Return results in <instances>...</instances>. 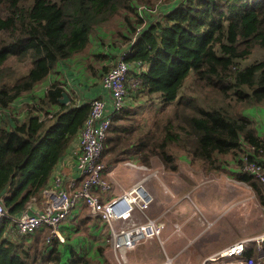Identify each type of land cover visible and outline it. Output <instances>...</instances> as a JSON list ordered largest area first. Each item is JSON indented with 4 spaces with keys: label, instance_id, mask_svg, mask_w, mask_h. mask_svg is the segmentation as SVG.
<instances>
[{
    "label": "trees",
    "instance_id": "16d2710c",
    "mask_svg": "<svg viewBox=\"0 0 264 264\" xmlns=\"http://www.w3.org/2000/svg\"><path fill=\"white\" fill-rule=\"evenodd\" d=\"M162 1L157 14L139 10L146 0H0V203L5 208L0 264H108L72 249L67 241L47 243V228L20 235L14 222L52 187L58 164L91 106L71 99L62 103L64 94L70 95L56 80L26 105L23 118L11 108L46 83L59 65L86 53L91 43L97 60L105 28L114 22L118 31L107 58L112 62L93 74L103 78L130 46L128 98L135 104L155 99L161 108L146 128L125 112L115 114L104 143L106 167L121 156L145 165L156 156L172 168L178 149L207 170L219 166L224 156H232L240 170L248 163L263 167L264 140L244 110L264 106V59L241 64L257 48L264 50V0ZM11 59L27 64L28 72L17 77L6 66ZM189 85L198 86L205 99L192 95ZM243 172L246 181L256 178ZM87 220L74 229L82 230Z\"/></svg>",
    "mask_w": 264,
    "mask_h": 264
},
{
    "label": "crops",
    "instance_id": "0c3cea01",
    "mask_svg": "<svg viewBox=\"0 0 264 264\" xmlns=\"http://www.w3.org/2000/svg\"><path fill=\"white\" fill-rule=\"evenodd\" d=\"M171 4L173 3L169 5ZM115 55L118 57L119 51ZM87 57L93 58V55L90 53L88 56H78L59 65L55 73L47 79L45 86L58 80L70 95V98L67 95L69 102L71 99L78 106L86 105L99 97L108 98V92L102 85V78L93 74L92 68H98L99 64L94 65L95 62L88 64ZM77 62H83L84 70L81 74L75 69L78 67L75 65ZM41 90L35 89L33 93L18 99L11 108L12 112L20 114L21 111H18L20 103L28 104L40 98L43 95ZM244 114L250 121L256 123L257 135L264 140V106L246 109ZM21 117L23 118V115ZM176 153V164L172 168H168L156 156L150 159L149 165L132 159L127 160L146 166L145 174L126 166L125 161H122L125 159L124 156L119 157V162L107 167L110 172L109 179L112 181L109 197L121 194L137 182L146 179L145 187L152 201L145 212V220L156 221L164 227L159 237L142 241L126 253L124 256L127 264H162L166 261H171L172 264H204L240 241L264 235L263 183L256 178L244 180L247 175L240 170L232 156H224L219 166L207 170L201 161L194 159L190 154L180 149L176 150ZM79 154L77 137L59 163L51 182V189L56 188L54 182L57 178H62L61 188H67L68 181L79 175L77 172ZM262 159L264 167V157ZM43 205L45 207V201L31 203L28 213L33 215L41 212L44 209ZM76 225L70 221L62 228V234L72 249L87 253L95 260L100 261L104 258L108 264H117L116 257L105 241L107 233L100 222L93 220L80 227L84 228L82 233L74 229ZM13 236L15 231L9 235ZM256 248V244L251 243L246 253L255 258Z\"/></svg>",
    "mask_w": 264,
    "mask_h": 264
},
{
    "label": "built area",
    "instance_id": "2783aa9c",
    "mask_svg": "<svg viewBox=\"0 0 264 264\" xmlns=\"http://www.w3.org/2000/svg\"><path fill=\"white\" fill-rule=\"evenodd\" d=\"M140 11L156 12L151 8L139 7ZM143 27L137 30L141 34ZM136 36L131 44H135ZM131 47L120 54L117 65L102 79V85L108 92V98H96L87 104L91 106L90 116L79 134L80 154L77 160L78 176L68 181L67 188H61L62 178L56 179L55 189L45 190L44 209L36 214L24 212L14 222L20 235H32L42 229H49L47 243L58 240L64 243L66 238L62 228L66 221L94 219L100 222L107 233L105 241L116 257L117 264H127L124 256L140 242L152 240L161 235L162 224L145 220V212L151 205L150 194L145 187L146 179L137 182L121 194L109 197L112 191L110 172L103 162L104 143L107 139L115 114L122 113L128 101L127 78L130 66L127 62ZM135 86V82H132ZM124 164L143 174L146 166L125 161ZM264 168L255 163L245 165L243 171L258 178L264 184ZM42 207V208H43ZM83 211L85 213H83ZM5 216V208L0 203V221ZM251 243L256 244L257 256L247 257L246 251ZM264 264V235L255 239H246L228 248L211 261L204 264ZM162 264H172L166 261Z\"/></svg>",
    "mask_w": 264,
    "mask_h": 264
},
{
    "label": "rangeland",
    "instance_id": "374dc122",
    "mask_svg": "<svg viewBox=\"0 0 264 264\" xmlns=\"http://www.w3.org/2000/svg\"><path fill=\"white\" fill-rule=\"evenodd\" d=\"M165 1L169 2V0H165ZM162 3H163L162 0H146V2H143V3L139 4V5L141 7L144 6L146 8H151L154 11H156V7L158 9V6L161 5ZM159 12H160V10L157 11V14ZM105 31H106V34H105L104 38H101V40L103 41L102 42L103 45H101V48L103 50H102V52H98L99 54L96 55L97 60H95L94 58H89L90 59V61H89L88 57L86 58V59H88V61H87L88 64H90V63L92 64V62H95L94 65H97L96 63L99 64L98 68L97 67L96 68H92V70L95 71V72L97 71V69H100L103 65H106V64L112 62V60H108L107 61V58L110 57L109 55H110L111 48L114 47L111 43H113L112 36L114 35V33H116V31H118V29L116 27V23L114 22L110 26L106 27ZM93 37L95 39H98V37L96 35H94ZM92 46L93 45L91 43L90 47L88 48V51L86 53H84V54L79 55V56H88V55H90ZM94 52H95V50H94ZM86 54H88V55H86ZM76 57H78V56H76ZM76 57H74V58H76ZM263 59H264V50L257 48L256 50H254V52L248 58V60L243 61L241 65L242 66H248V65H251L254 62L261 61ZM75 65H78V67L80 69L78 70V67H76L75 69L77 70L78 74H81L82 71L84 70L83 62H80V63L77 62ZM6 66L11 67L12 70L14 72H16L15 75L17 77L23 76L29 70L27 64H23V63L17 61L16 59H11L9 61L8 65L6 64ZM147 68H148V65H144V70H147ZM53 73H55V72H53ZM50 81H51V78H50ZM46 87L47 86H45V83H43L42 85L40 84V86L37 89H42L40 92H42V91L44 92ZM38 92H39V90H38ZM189 92L192 95L200 98L201 100L205 99V94L203 93V91L198 86L189 85ZM128 101L130 103L129 106L131 108H129V110H128L129 112H127V110H126V109H128L127 108L128 106H127L124 109L123 112L127 113L128 115H130V121L131 122L143 123L144 124V128H146L148 125L150 126V124L155 121L153 116L158 111V109L161 108V104L159 102L158 103L155 102V99H151V98H149L148 100L142 98L141 102L139 101L136 104L133 101H131V99H128ZM25 104H27V103L26 102L20 103V107H19L18 111L19 112L21 111V112L18 115H23V112H25V109H26V106H24ZM156 108H158V109H156ZM182 152L187 153L184 150H182ZM105 161L106 162H110L109 159H105ZM83 213H85V212L83 211ZM93 220L92 219L87 220V224H89V222H91ZM80 222H82V220H80L79 223L76 226H79ZM67 223H69V222L66 221L64 225H66ZM83 229L79 230L78 232L82 233ZM114 257H115V255H114Z\"/></svg>",
    "mask_w": 264,
    "mask_h": 264
},
{
    "label": "water",
    "instance_id": "95a60500",
    "mask_svg": "<svg viewBox=\"0 0 264 264\" xmlns=\"http://www.w3.org/2000/svg\"><path fill=\"white\" fill-rule=\"evenodd\" d=\"M61 102L64 103V104H67L68 103V97L65 94H64Z\"/></svg>",
    "mask_w": 264,
    "mask_h": 264
},
{
    "label": "clouds",
    "instance_id": "9594fccd",
    "mask_svg": "<svg viewBox=\"0 0 264 264\" xmlns=\"http://www.w3.org/2000/svg\"><path fill=\"white\" fill-rule=\"evenodd\" d=\"M65 95L67 96V94H65ZM61 100H62V99H61ZM68 103H69V98H68ZM68 103H67V104H68ZM80 220H82V219H80ZM71 221H72V220H71Z\"/></svg>",
    "mask_w": 264,
    "mask_h": 264
}]
</instances>
